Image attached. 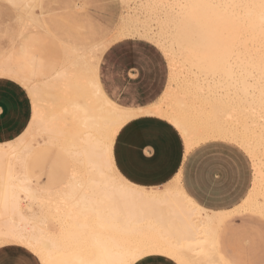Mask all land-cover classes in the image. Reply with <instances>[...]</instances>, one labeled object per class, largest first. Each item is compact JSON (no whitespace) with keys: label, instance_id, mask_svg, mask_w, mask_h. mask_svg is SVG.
Segmentation results:
<instances>
[{"label":"snow or ice","instance_id":"obj_1","mask_svg":"<svg viewBox=\"0 0 264 264\" xmlns=\"http://www.w3.org/2000/svg\"><path fill=\"white\" fill-rule=\"evenodd\" d=\"M10 6L23 8L32 20L48 7L45 0H26ZM138 7L147 18L143 28L134 30V38L150 44L162 58L165 94L172 98L169 114L162 116L164 123L159 134L168 136L177 146L183 141L186 157L203 146L216 144L222 151L209 161L210 165L219 164L232 175L247 177L252 189L257 181L264 188V0H141ZM247 31L256 34L259 48L250 63L238 69L253 85L249 93L241 94L234 84L225 81L219 66L216 71H210L209 66L215 54L213 40L227 32ZM0 42L6 49L18 47L21 56L39 60L42 67L55 68L66 62L63 40L55 29L38 37L22 33L19 39L5 29L0 34ZM114 47L105 46V54ZM244 55L247 57L249 53ZM36 78L34 74L33 81ZM12 79L21 84L32 100L36 99L33 82ZM49 93L52 97L50 114L46 116L45 112L37 111L34 105L33 122L25 130L27 135L16 137L21 151L0 162V218L10 223L8 229L0 231V245H20L7 264H50V245L42 234H37L35 225L39 224L53 237L58 217L78 215L81 204H87L90 199L93 208L104 203L100 195L88 191L90 185L103 187L105 180L122 171L114 167L111 145L126 131L124 122L110 124L102 131L105 164L94 168L89 163L88 145L80 140L83 133L70 130L62 123L63 114L56 111L59 100L56 88L51 87ZM108 103L117 113L123 112L125 119L133 112L159 114L157 105L122 109L112 100ZM193 133L206 139L193 144ZM155 147L153 141H144L133 154V163L151 164L156 159ZM169 176L171 173L163 179L168 180ZM133 179L127 172L120 176L116 185L118 191L112 192L111 202H116L121 193L141 192L138 185H133ZM175 182L181 187L186 185L187 173L184 170L177 173ZM164 191L167 194L169 189ZM201 195L202 190L192 186L181 192V200L191 209H200ZM247 203L245 199L230 208L229 213L246 216ZM137 212L145 222L161 226L159 234L164 235L165 220L170 215L164 202L142 200ZM259 216L264 219V209ZM130 235L135 239L117 244L105 259L95 262L82 259L79 264H147L143 257L152 254L149 249L161 246L157 234L151 230ZM75 239L77 243L68 247H78L83 237ZM180 251L188 255L183 248ZM164 254L170 255L169 252ZM172 259L175 264H201L195 257L178 261L173 255ZM209 264L214 262L209 261Z\"/></svg>","mask_w":264,"mask_h":264},{"label":"bare ground","instance_id":"obj_2","mask_svg":"<svg viewBox=\"0 0 264 264\" xmlns=\"http://www.w3.org/2000/svg\"><path fill=\"white\" fill-rule=\"evenodd\" d=\"M0 1L10 5L26 2V0ZM57 1L59 0H45L46 4L48 2L54 4ZM99 1L93 0L95 7L99 6L97 3ZM122 1L125 3V12L115 22L111 19L116 13L114 5L107 11L111 16L103 14L104 22L89 14L84 19L77 14L74 17L73 11H85L88 8L87 4L81 0L75 5L70 1L69 6L65 8V14L59 13V9L49 8V5L42 13H37L35 20L30 19L23 8L13 7L18 10L16 19L22 26L15 35L17 39L22 33L31 32L36 28H43L46 31L55 29L60 33L66 52V62H63L56 74L46 81L27 80L33 82L36 110L45 112L46 116L50 114L52 104L49 89L56 88V95L59 97L56 111L63 114L62 123H66L70 130L83 133L80 140L87 143L89 163L97 169L105 164V158L102 155V131L110 124L114 125L123 121L124 125L133 117L140 115L133 112L129 119H125L123 112L117 113L110 107L108 103L110 99L102 92L98 82V68L105 53V46H110L115 41L126 37H134V30L143 28L147 18L145 12L138 7L141 0ZM100 30L104 33L98 38L97 34H100ZM212 43L215 45V54L209 70L216 71L219 66V71L223 73L226 82L234 84L241 94L249 93L253 85L247 81L246 77L239 74L238 69L241 65L250 63L251 56L258 50L259 40L256 34L251 31L227 32L213 40ZM1 46L0 77L11 79L16 77L19 80H25L26 78L15 70L12 61L13 49ZM245 52L249 53L247 57L244 55ZM43 95H48L49 100L43 101L41 99ZM153 105L158 106L157 116L162 118L169 114L172 105L171 95H166L164 92ZM25 135H27L26 132L22 136ZM205 139V136L198 133L192 135L193 144L198 145ZM113 144L111 145L112 155ZM21 149L22 146L17 140L0 143V162L6 157L12 158ZM114 167L116 168L115 164ZM120 176L122 175L119 172L109 177L104 181L103 187L90 185L88 191L93 195H100L104 203L93 208L90 199L87 204H81V211L78 215L72 218L68 215L58 217L53 237H49L47 231L39 224L35 225L37 234H42L50 245V264H68V262L79 264L82 259L101 261L117 244L134 240L135 237L130 235L131 233L151 230L157 234L161 246L149 249L152 254L143 257L147 264H175L172 259L173 255L178 261H188L195 257L201 264H209V261L214 264H225L217 253L216 238L221 223L230 213L209 212L201 207L203 212L200 209H191L181 200V192L184 188L175 182V178L164 188L139 186L141 192H124L120 194L116 202H111L112 192L118 191L116 185L119 183ZM165 189H169L167 194H165ZM250 192L251 195L248 194L246 197L247 211L259 215L261 209H264V188L257 181V186L254 189L251 188ZM150 199L164 202L170 212L165 220L166 227H164L163 236L159 234L161 226L145 222L137 212V205L142 200ZM19 224L20 221L17 219L16 225L19 226ZM9 227V221L0 218V231ZM77 236L83 237L79 241V246L68 247V245L77 243L75 239ZM169 236H171L170 242L168 241ZM180 248L187 251L188 255L185 256ZM165 252H169L170 255H165Z\"/></svg>","mask_w":264,"mask_h":264},{"label":"crops","instance_id":"obj_3","mask_svg":"<svg viewBox=\"0 0 264 264\" xmlns=\"http://www.w3.org/2000/svg\"><path fill=\"white\" fill-rule=\"evenodd\" d=\"M104 3V11L113 6L112 2L106 1ZM69 4L70 0H59L54 4L47 3L48 6L50 5L49 8L59 9L61 14L66 13L65 8ZM16 22V26H13L0 21V34L7 29L16 35L22 27L17 19ZM101 31L100 34H97L98 38L103 36L104 32ZM46 32L48 31L43 28H36L31 32H27V36L38 37ZM0 45L3 48L6 47L2 42H0ZM130 47L129 42H118L111 52L107 55L103 54L98 68L99 86L107 98L123 108L132 109L146 107L148 104L153 105L165 92L166 78L161 79L160 77V79L155 80L154 75L148 73L144 64L145 61L148 62V59H135L134 51ZM12 61L15 70L24 78L33 81V75L35 74L37 78L33 82L48 80L56 74L63 64L62 62L55 68L42 67L39 60L34 61L31 58L21 56L18 47L12 50ZM155 62H159V59H156ZM12 99L14 101H11ZM41 99L48 101L49 96L43 95ZM31 113V98L21 84L8 77H0V143L11 142L16 140L17 136H22L25 130L28 129V125L33 122V113L32 115ZM163 123L161 117L147 114L137 115L127 121L123 125L126 131L114 140V164L117 169L122 168L120 172L122 176L127 172L128 176L135 178L132 183L142 187L162 188L171 182L177 173L184 170L187 173V184L183 188L184 190L191 188L195 186L194 177L197 178L193 174L192 167L193 156L197 150L186 157L183 141L177 146L168 136L159 134L160 126ZM144 141H153L156 144L154 149L156 159L151 164L138 165L133 163V154L139 151L140 145ZM174 168L175 171H173ZM169 173H171V176L168 177V180L163 179ZM250 191L251 187L246 197ZM200 207L209 212L229 213L227 209L210 210L209 207L203 204H200ZM230 215L221 223V226ZM221 226L218 229L216 238L217 253L225 264H239L230 258L222 248ZM3 248L0 247V264H7L5 260L11 257L8 251Z\"/></svg>","mask_w":264,"mask_h":264},{"label":"rangeland","instance_id":"obj_4","mask_svg":"<svg viewBox=\"0 0 264 264\" xmlns=\"http://www.w3.org/2000/svg\"><path fill=\"white\" fill-rule=\"evenodd\" d=\"M70 1L74 5L80 2V0ZM81 1L86 3L88 8L85 11H73L72 15L74 17L77 14L81 19H84L89 14L93 18L103 20L104 22L103 14L111 16L107 12L110 9L104 11V2L106 1L112 2L114 5L116 13L111 18L113 22L117 21L125 12V3L122 0H100L97 2L99 4L98 7H95L93 0ZM17 13L18 10L11 7L10 4L0 1V21L2 23L16 26ZM118 42H129L130 48L134 51L135 59H148V62L145 61L144 64L148 73L154 75L155 80L160 79V77L161 79L165 77V66L162 63V58L158 56L150 44L138 38L126 37L120 41H115L111 45H116ZM156 59H159V62H155ZM11 101L14 100L12 99ZM31 107L33 113L34 100L32 99ZM221 151L216 144H208L200 150H197L192 161L193 174L197 176V178L194 177V184L202 190L201 204L209 207L210 210H229L230 208H235L238 203L244 200L250 189L249 179L247 177L242 178L239 175H232L225 167L219 164L215 166L210 165L209 161L220 155ZM221 240L224 252L237 263H264V219H261L259 215L251 212H248L243 217L230 215L221 226ZM0 247H5L3 249L8 251L11 257L10 259H6V262L13 259V254L20 249V245H0Z\"/></svg>","mask_w":264,"mask_h":264}]
</instances>
